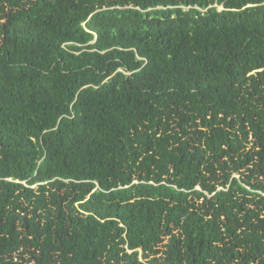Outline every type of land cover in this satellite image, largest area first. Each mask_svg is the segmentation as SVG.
I'll return each mask as SVG.
<instances>
[{"label":"trees","instance_id":"obj_1","mask_svg":"<svg viewBox=\"0 0 264 264\" xmlns=\"http://www.w3.org/2000/svg\"><path fill=\"white\" fill-rule=\"evenodd\" d=\"M0 264H264V0H0Z\"/></svg>","mask_w":264,"mask_h":264},{"label":"rangeland","instance_id":"obj_2","mask_svg":"<svg viewBox=\"0 0 264 264\" xmlns=\"http://www.w3.org/2000/svg\"><path fill=\"white\" fill-rule=\"evenodd\" d=\"M219 8H220V7H219ZM219 8H218V9H219Z\"/></svg>","mask_w":264,"mask_h":264}]
</instances>
